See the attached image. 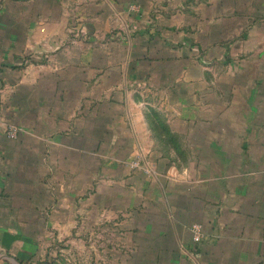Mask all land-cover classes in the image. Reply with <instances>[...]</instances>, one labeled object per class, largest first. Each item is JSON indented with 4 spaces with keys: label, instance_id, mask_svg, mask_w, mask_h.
<instances>
[{
    "label": "crops",
    "instance_id": "crops-1",
    "mask_svg": "<svg viewBox=\"0 0 264 264\" xmlns=\"http://www.w3.org/2000/svg\"><path fill=\"white\" fill-rule=\"evenodd\" d=\"M73 235L107 264H264V0H0V264Z\"/></svg>",
    "mask_w": 264,
    "mask_h": 264
},
{
    "label": "rangeland",
    "instance_id": "rangeland-1",
    "mask_svg": "<svg viewBox=\"0 0 264 264\" xmlns=\"http://www.w3.org/2000/svg\"><path fill=\"white\" fill-rule=\"evenodd\" d=\"M71 237L60 240V237L56 236L51 245L44 247L32 256L24 258L20 263L15 262L16 264H95L96 253L100 254L101 264L105 262L104 258L107 251L92 249L90 246L94 242L93 238L89 239L90 248L83 252L79 250V246H76V236ZM101 244L103 245L102 242ZM105 264L107 263L105 262Z\"/></svg>",
    "mask_w": 264,
    "mask_h": 264
},
{
    "label": "built area",
    "instance_id": "built-area-1",
    "mask_svg": "<svg viewBox=\"0 0 264 264\" xmlns=\"http://www.w3.org/2000/svg\"><path fill=\"white\" fill-rule=\"evenodd\" d=\"M132 8L136 10V6H132ZM130 28L133 29L134 27L131 26ZM130 28H128L129 32H131ZM82 32H83L82 30H80L79 32L77 31L76 35ZM19 132H20L19 127L13 126V125H9L6 131L7 136L11 139L17 138L19 135ZM139 152L140 153L137 156V158L131 162V167L138 172L144 173L151 179H154L155 181H159V173L156 167L154 166V164L151 162L150 158L147 156L145 152L142 151L141 148L139 149ZM186 174H187L186 170L179 172L174 167V168H171L166 173V176L171 180H179V179H184V177H186ZM190 229L193 234L194 241L195 242L202 241L204 237L202 226L199 223H193L190 226Z\"/></svg>",
    "mask_w": 264,
    "mask_h": 264
}]
</instances>
